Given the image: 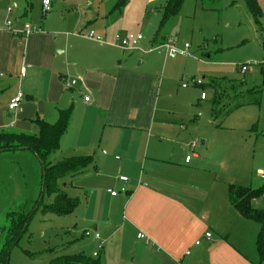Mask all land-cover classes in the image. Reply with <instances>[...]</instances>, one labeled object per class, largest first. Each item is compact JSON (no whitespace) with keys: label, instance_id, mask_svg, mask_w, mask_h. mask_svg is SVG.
<instances>
[{"label":"crops","instance_id":"0c3cea01","mask_svg":"<svg viewBox=\"0 0 264 264\" xmlns=\"http://www.w3.org/2000/svg\"><path fill=\"white\" fill-rule=\"evenodd\" d=\"M153 1L157 0L148 3ZM131 4L132 0L122 14H111L114 0L77 12L69 1L65 8L55 5L45 18L36 14L33 4L30 15L16 4L10 14V5L1 7L0 132L36 134L38 119L55 124L61 111H72L51 162L94 159L85 172L63 178L82 195L62 190L77 200L69 215L78 212L77 220L88 225L82 234L88 240L81 246L89 255H76L95 257L102 242L95 257L102 264V257L105 264H122L128 253L140 257L142 264H151L154 258L160 264L197 263V259H206V264H257L259 228L232 206V184L215 170L210 138L192 126L193 121L178 120L164 107V93L183 57L149 53L150 46L162 42L157 38L147 44L144 36L143 48L129 51L115 42ZM87 6L94 7L91 2ZM26 24L40 30L27 36L14 34ZM91 32L100 41L85 37ZM74 80L73 87H65L64 81ZM19 92L23 101L10 111L8 105ZM85 96L91 101L85 102ZM121 176L130 182L122 183ZM123 186L128 194L113 197L108 192ZM88 229L97 230L101 240L87 237ZM236 229L250 232L249 244L229 241L228 233ZM139 233L148 242L139 239ZM198 240L201 244L196 246Z\"/></svg>","mask_w":264,"mask_h":264},{"label":"rangeland","instance_id":"374dc122","mask_svg":"<svg viewBox=\"0 0 264 264\" xmlns=\"http://www.w3.org/2000/svg\"><path fill=\"white\" fill-rule=\"evenodd\" d=\"M69 1L75 3L74 11L77 12L95 9L103 0H65ZM7 2L0 0V9L5 4L15 9L16 4L18 9L25 7L30 15L33 4L36 14L43 16L42 0ZM65 2L53 0L51 13L55 5L65 8ZM89 2L93 8L87 6ZM258 2L264 12V0ZM131 5L132 8L123 13V35L142 34L147 44L156 38L162 41L150 49L159 47L167 39L174 40L179 47L190 46V56L179 59L178 71L164 93L167 98L164 107L173 111L178 120L193 121L191 125L198 126L210 138L213 159L216 158L215 170L228 182L256 189L264 186L261 177L264 172V14L258 25L244 0H186L178 16L161 27L164 0L151 4L148 0H132ZM143 42L140 48L141 45L143 48ZM155 53L167 56L163 50ZM249 63L254 65L242 73L241 66ZM213 78L245 80L246 89L260 87L259 104L244 105L216 118L212 113V92L206 88ZM193 79H202L205 84L182 88ZM202 92L207 93V100L198 102ZM49 160H52L51 156ZM42 175V162L32 151L0 152V250L4 247L12 218L30 217L27 230L12 248L9 264H56L65 257L86 252L81 245L88 240L82 236L88 225L77 220L78 212L64 216L45 212L56 196L44 194L41 198ZM67 179L58 180L56 187L81 198L80 192L69 188ZM120 190L121 187L117 189ZM253 204L264 209V197ZM253 224L259 228L258 224ZM228 234L233 244L245 241L249 244L250 232L236 229ZM123 258L122 264H142L140 257L130 253ZM102 261L105 264L104 257ZM196 262L186 260L184 264H206L207 260L197 259ZM151 264H160V260L154 258Z\"/></svg>","mask_w":264,"mask_h":264},{"label":"trees","instance_id":"16d2710c","mask_svg":"<svg viewBox=\"0 0 264 264\" xmlns=\"http://www.w3.org/2000/svg\"><path fill=\"white\" fill-rule=\"evenodd\" d=\"M131 0H114L111 14H122L124 8ZM186 0H166L161 7V27L167 24L172 18L178 16ZM246 6L260 25V19L264 12L258 0H244ZM245 80L213 78L206 86L212 92V113L216 118L228 114L234 109L248 104H259L262 89L260 87L246 89ZM224 100V101H223ZM72 116L71 110L61 111L57 123L49 124L42 119L35 122L38 128L36 134L0 132V152L10 150H30L42 162L44 194L55 195V201L45 209L60 216L71 214L77 205V200L56 187L58 180L67 176H75L88 170L94 165L92 156H81L65 159L53 164L49 158L60 149L63 135L66 133ZM264 197V186L252 188L241 185H230V201L239 214L259 225V232L256 239V251L259 257V264L264 263V209L255 207L253 201ZM42 202V199H41ZM29 216H20L17 220L12 218L11 227L5 240L4 247L0 250V264H9L12 248L17 245L22 234L27 230ZM56 264H102L99 257H88L76 255L63 258Z\"/></svg>","mask_w":264,"mask_h":264},{"label":"built area","instance_id":"2783aa9c","mask_svg":"<svg viewBox=\"0 0 264 264\" xmlns=\"http://www.w3.org/2000/svg\"><path fill=\"white\" fill-rule=\"evenodd\" d=\"M13 7H9L8 8V12L9 14L13 12ZM43 16H47L51 11H52V0H43ZM8 26L10 27L12 25V20H9L7 22ZM40 28H38L37 26H32L31 24H26L24 27V30L21 32H14V34L16 35H29L34 31H39ZM85 37L88 38H93V39H97L100 41V38H97L95 36L94 32H91L89 35H85ZM144 40V36L142 34L139 35H123V34H117L115 37V42L117 44V46H119L121 49L125 50V51H129V50H138L139 49V44ZM165 51L166 55L169 58H177V57H186V56H190V46L189 45H185L184 47H179L177 45V43L174 40L171 39H167L165 40L163 43L160 44L159 47H155V48H151L148 50L149 53L151 52H155V51ZM254 65V63H249L247 65H242L240 68V71L242 73H246L249 69L250 66ZM77 83V81H64L65 87L66 88H71L73 87L75 84ZM205 84V81H203L202 79H193L191 81V83L189 84H183L184 88H188L189 86H203ZM201 100H207V93L206 92H202L201 93ZM24 95L19 92L17 93L10 101L8 108L10 111H16L22 101H23ZM85 102H90L91 101V97L90 96H85L84 98ZM119 159V158H117ZM191 157H187V162H190ZM261 177L264 179V172L261 174ZM119 180L124 183L127 184L128 182H130V179L126 176H121L119 178ZM108 192L111 194V196L116 197L118 196L120 193L123 194H128L129 190L126 188V186L121 187L120 192L117 190H113V189H109ZM85 235L87 237H92L93 239L100 241L101 240V234L94 229H88L85 231ZM212 237V234L210 232L206 233V238L210 239ZM139 239H144L148 242V238L144 233H139L138 235ZM201 244V241L198 240L195 242L196 246H199ZM103 249V244L102 242H99L98 244V251L94 253V256H98L99 255V251ZM191 251L187 250L186 255H190Z\"/></svg>","mask_w":264,"mask_h":264},{"label":"water","instance_id":"95a60500","mask_svg":"<svg viewBox=\"0 0 264 264\" xmlns=\"http://www.w3.org/2000/svg\"><path fill=\"white\" fill-rule=\"evenodd\" d=\"M207 58H209V55H207ZM42 191H44V187L42 188Z\"/></svg>","mask_w":264,"mask_h":264}]
</instances>
